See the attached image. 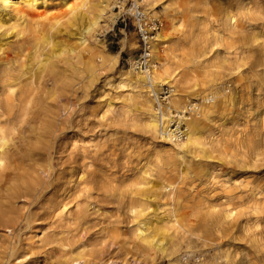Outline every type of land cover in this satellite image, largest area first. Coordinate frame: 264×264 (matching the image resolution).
Returning a JSON list of instances; mask_svg holds the SVG:
<instances>
[{
  "label": "bare ground",
  "instance_id": "6f19581e",
  "mask_svg": "<svg viewBox=\"0 0 264 264\" xmlns=\"http://www.w3.org/2000/svg\"><path fill=\"white\" fill-rule=\"evenodd\" d=\"M145 1L151 5L152 12L155 11L157 0ZM169 1L166 0L165 9L175 26V16L170 10L176 2ZM201 4L206 7V3ZM113 9V0H0V229L10 232L5 236H20L19 229L24 224L30 226L31 217L29 214H19L15 210V203L21 198H28L31 204L45 201L47 209L55 207L54 203L60 198L59 185L55 181L62 179L64 183L61 186L66 187L65 192L71 193L69 198L79 196L75 199L78 207L83 202L80 200L81 194L91 198L93 192L97 191L98 197L111 203L114 200L126 202V195H131L129 204L133 217L138 221L137 237L147 243V249H152L149 248L152 246L156 253L164 256L176 255L180 242L196 234L219 240L220 245L247 238L248 243L256 246V253H264V243L261 242L264 229L259 228V220L264 215L263 186L256 183L255 176L245 177L247 172L238 178L232 177L230 180L236 179L232 183L214 166L218 158L216 153L232 156V151L224 147L231 134L238 136L233 152L234 162H228L229 165L241 170L256 169L264 160V136L259 126L263 123L264 127V21L256 27L259 30L256 34L244 37L243 46L237 47L234 55L243 65L249 64L243 73L250 78H242L250 80L256 90V108H253L256 110V124L246 133L238 130L236 134L230 133L223 124L219 135L207 137L206 131H211L217 114L227 106V101L234 99L223 83L220 99L215 97L218 94L208 93L201 96V104L186 100L190 91L197 94L201 90L200 75L210 77L206 62L211 58L198 61L201 56L207 55L205 43L213 33L208 21L204 17H192L188 30H184V27L176 37L159 31L152 40L151 68L137 69L133 65L135 73H132L120 66L121 52H105L104 42L94 44L90 41L101 29L104 19L114 22L116 13ZM241 9L239 15L249 20L252 9L243 6ZM256 10L262 11L261 5ZM109 11H113V16L108 15ZM229 17L225 19L224 26L227 30H233L236 21L234 16ZM183 39H189L195 49L193 52L183 50L188 60L186 64L189 65L180 66L181 70L173 75L168 63L178 57L179 42ZM95 48L99 49L97 54ZM161 57L165 58L164 62L161 59L162 70L156 64ZM240 67L238 65L232 71L238 73ZM114 71L122 78L118 88L131 87L128 92L124 90L121 93L134 102L139 112L135 126H140L149 134L156 155L168 154L174 163L179 162L177 179L168 178L165 173L157 179L156 171L149 164H143L136 169L132 183L114 185V182H103L101 174L90 170L99 159L98 151L93 154L85 146L76 144L73 148L78 151L79 158L72 162L68 172L54 171L55 143L60 139L67 119H73L72 110L64 99L70 94L90 95L103 78L105 85L101 87L104 90L100 98L110 96L114 91L111 80ZM165 84L170 86L171 96L161 100ZM251 86L246 84L244 91ZM246 97L242 95L243 100ZM173 108L177 109V115L173 114ZM187 112L190 116L186 115ZM175 117H178V124L174 130L172 124ZM183 124L187 126L185 130L182 129ZM25 130L33 133L29 135L30 144L35 139L27 156L37 157L28 169L23 161L18 160L15 142ZM190 174L197 176L195 181L200 186H211L208 188L210 193L216 190L199 203L200 209L196 213H193L195 209L184 211L175 214V219L160 215L153 219L145 213L151 207L149 201L154 198L181 202L187 190L183 183L191 178ZM240 178H244L241 184L238 182ZM139 192L148 198L134 196ZM191 197L195 198L194 195ZM59 202L63 203L61 200ZM71 215V212L65 214ZM191 216L199 219L197 227L191 226ZM240 230L244 236H238ZM55 236L59 235L49 234L45 245L57 243L59 247L51 248L48 252L55 256L60 254L61 258L68 257L66 264L85 260V243L78 245ZM157 236H165L167 243L156 239ZM20 242H14L9 247V258L18 260L27 253L22 245L19 247ZM235 257L230 253L228 264H245L242 259L234 261ZM170 263H177V257L171 259Z\"/></svg>",
  "mask_w": 264,
  "mask_h": 264
},
{
  "label": "rangeland",
  "instance_id": "374dc122",
  "mask_svg": "<svg viewBox=\"0 0 264 264\" xmlns=\"http://www.w3.org/2000/svg\"><path fill=\"white\" fill-rule=\"evenodd\" d=\"M171 1L176 2L170 10V13L175 16V26L165 9L166 0H157L153 12L149 2L145 1V10L149 13L152 12L154 17L162 20L163 26L160 31L163 34H169L172 37L180 35L179 30L184 27V30H188L189 20L192 17H204L213 30L209 36V41L205 43V46L208 47L207 55L198 59V61H204L205 58H211L206 62V66H209L208 75L210 77L200 75L204 87L201 86V90L197 94L190 91L186 100L188 103L193 101L201 104L203 102L201 96L208 93L218 94L215 97L221 98L222 93L219 94L222 92L223 83L234 97L233 101H227V106L217 114V119L211 124V131H206L205 136L219 135L220 126L223 124L226 125L227 130H230V133L236 134L238 130L246 133L248 128L256 124V110H253L254 107L256 108V90L251 86L250 80L242 78L243 76L250 78L243 73L249 64L243 65V62L236 60L234 55L237 52L236 48L243 46L244 37L254 35L259 31L256 27L264 21V0H170L169 2ZM59 2L62 3V1ZM113 3L115 4V0ZM201 3H206V7ZM258 5H261L262 11L256 10ZM242 6L248 10L252 9L249 20L242 18V14L239 15ZM113 11L116 13L114 16ZM113 11H109L108 15L114 17V22H111L110 19H104L101 29L90 41L94 44L97 41L104 42L105 52H121L120 66L126 71L135 73L133 61L140 54L139 36L132 23L125 26L119 21V14L115 8ZM229 16H234L235 24L238 25V27L233 25L236 27L233 30H227L224 26L225 19ZM216 36L218 40H216ZM216 42L219 43L212 47ZM178 48L176 53L178 57L168 63L170 73L172 72L173 75L181 70L180 66L189 65V63L186 64L188 60L183 55V50L193 52L195 46L189 39H183L179 42ZM94 51L97 54L99 49L95 48ZM162 58L164 62V57L156 60L160 70L163 66ZM191 65L195 66L194 64ZM238 65L241 67L239 72L235 73L232 68ZM121 79L120 74L116 71L111 73L114 91L106 98H100V94L104 90L101 87L105 85L103 78L97 87H94L90 95L79 94L76 96L70 94L64 99L67 107L72 110L73 119H67L60 139L55 143L53 149L54 171L68 172L72 162L79 158L78 151L76 152L73 148L76 144L85 146L93 154L98 151L99 159L90 167V170L101 174L103 182H114V185L132 183V176L136 174V169L143 164H149V167L156 171L157 177L155 178L157 179H160L164 173L168 178L177 179L176 171L179 170V162L174 163L168 154L156 155L154 143H152L149 134L140 126H135L139 112L134 102L121 93L124 90L128 92L131 87L118 88ZM246 84L251 87L244 91ZM108 87L105 89L111 90ZM203 91L204 93L201 94ZM244 94L247 97L243 100L242 95ZM169 96H171L170 86L165 84L162 87L160 99L164 100ZM251 107L252 109H250ZM172 112L174 115L178 114L176 108H173ZM186 115L190 116V113L187 112ZM177 124L178 117H175L172 128L175 129ZM259 126H261L260 133H263L264 136L263 123ZM186 128V124H183L182 129L185 130ZM31 134L33 133L25 130L21 133V138L18 137L15 140L19 153L18 160L24 162L26 169L33 166V162L37 158L27 156L30 153V146L35 143V139H33L32 144L29 143V135ZM237 136L238 134L235 136L231 134L224 144L225 148L232 151V156L216 153L218 158L214 164L215 170L229 180L232 177L238 178L239 175L247 172L245 177L255 176L256 183L264 188V160L256 169L241 170L233 167L234 165H229L228 162H234L233 152L236 149L235 140H237ZM220 158L222 160L218 161ZM228 173L230 175H227ZM189 177L191 178L183 183V187H186L187 190L183 193L181 202H171L172 199L153 197L154 199L149 201L151 207L145 213L153 219L158 215L175 219V214L179 215L184 211L194 209L193 213H196L197 209H200L199 203L213 195L216 190L210 193L208 188L211 186L208 188L200 186L195 181L197 176L190 174ZM234 180L230 181L234 183ZM243 181L244 178H240L238 182L241 184ZM55 183L59 185L58 196L60 197L54 203V205L56 204L55 207L47 209L45 201L42 204L40 202L31 204L28 198H21L15 203V210L19 214L30 215L31 224L30 226L24 224L18 231L20 236L15 237L5 236L6 233L10 234V232L3 228L0 229L1 264H66L65 260L68 257L61 258L60 254L55 256V254L48 252L51 248L59 247L57 243L45 245L46 237L52 233H57L59 236L55 237L64 241L71 240L78 245L83 243L87 245L85 260L71 264H228L230 253L236 256L234 261L242 259L245 264H264V253H256V246L248 243L247 238L238 241H226L225 244L220 245L219 240L196 234L187 236L188 240L180 242L179 251L176 255L164 256L160 252L156 253L154 247L151 246L149 248L152 249H147V243L137 237L138 221L135 220L130 210L129 198L131 195H126L127 204L116 200L112 203L103 200L98 197L99 192L97 191L93 192L94 195L91 198L81 194L80 200L83 202L78 207L75 199L79 196L69 198L71 193L65 192L66 187L61 186L64 183L62 179H56ZM188 183L191 185L188 186ZM192 195L195 198L191 197ZM134 196L148 198L147 195H140V192ZM59 200L63 203H60ZM68 212H71L72 215L65 216L66 213L69 215ZM190 220L192 227L198 226L199 219L196 216H191ZM259 221V228L264 229V215ZM252 223L254 224V222ZM238 233V236H244L242 230ZM156 239L164 240V243H167L165 236H157ZM17 241H21L19 247L22 245L27 253L21 255L18 260H14V258H9V247ZM261 242L264 243V238ZM175 257H177V263H170V260Z\"/></svg>",
  "mask_w": 264,
  "mask_h": 264
},
{
  "label": "built area",
  "instance_id": "2783aa9c",
  "mask_svg": "<svg viewBox=\"0 0 264 264\" xmlns=\"http://www.w3.org/2000/svg\"><path fill=\"white\" fill-rule=\"evenodd\" d=\"M114 6L119 14V21L125 26H127L128 23H132L139 36L140 54L137 59L134 60L133 64L137 69H150L152 61V40L162 29V20L154 17L151 13L145 10L144 0H115Z\"/></svg>",
  "mask_w": 264,
  "mask_h": 264
}]
</instances>
